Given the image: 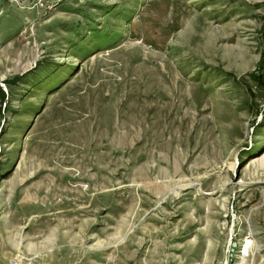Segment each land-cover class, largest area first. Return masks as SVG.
I'll return each instance as SVG.
<instances>
[{
  "label": "rangeland",
  "instance_id": "rangeland-1",
  "mask_svg": "<svg viewBox=\"0 0 264 264\" xmlns=\"http://www.w3.org/2000/svg\"><path fill=\"white\" fill-rule=\"evenodd\" d=\"M0 264H264V0H0Z\"/></svg>",
  "mask_w": 264,
  "mask_h": 264
}]
</instances>
